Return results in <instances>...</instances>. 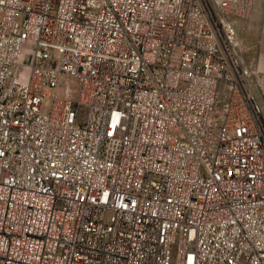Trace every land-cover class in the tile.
<instances>
[{"label":"built area","instance_id":"1","mask_svg":"<svg viewBox=\"0 0 264 264\" xmlns=\"http://www.w3.org/2000/svg\"><path fill=\"white\" fill-rule=\"evenodd\" d=\"M253 6L0 0V264H264Z\"/></svg>","mask_w":264,"mask_h":264},{"label":"crops","instance_id":"2","mask_svg":"<svg viewBox=\"0 0 264 264\" xmlns=\"http://www.w3.org/2000/svg\"><path fill=\"white\" fill-rule=\"evenodd\" d=\"M236 29L244 45V58L255 72V100L264 121V0H254L250 17L238 20Z\"/></svg>","mask_w":264,"mask_h":264},{"label":"rangeland","instance_id":"3","mask_svg":"<svg viewBox=\"0 0 264 264\" xmlns=\"http://www.w3.org/2000/svg\"><path fill=\"white\" fill-rule=\"evenodd\" d=\"M24 53L26 55L25 63L30 64L31 59H32V44L31 43L26 44V48L24 50ZM59 93L62 95L64 93V90H61V91L59 90Z\"/></svg>","mask_w":264,"mask_h":264}]
</instances>
